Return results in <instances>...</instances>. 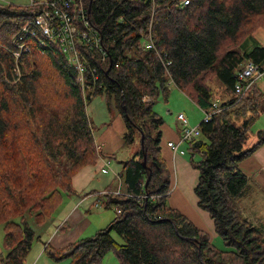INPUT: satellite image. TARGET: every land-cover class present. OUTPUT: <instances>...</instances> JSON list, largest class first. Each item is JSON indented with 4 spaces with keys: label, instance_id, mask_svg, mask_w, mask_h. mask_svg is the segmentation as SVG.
Listing matches in <instances>:
<instances>
[{
    "label": "trees",
    "instance_id": "trees-1",
    "mask_svg": "<svg viewBox=\"0 0 264 264\" xmlns=\"http://www.w3.org/2000/svg\"><path fill=\"white\" fill-rule=\"evenodd\" d=\"M182 1L87 0L89 18L102 32L108 53L102 61L98 52L83 50L89 62L85 77L91 85L87 100L78 72L59 43L41 46L29 40L31 51L16 61L12 40L22 22L40 14V7L0 2L4 264H24L31 251L36 236L27 214L39 211V223L51 216L74 191L73 177L99 159L101 149L87 107L104 94L110 108L125 118V141L133 143L137 133L144 134V144L120 172L124 193L107 189L101 198L106 208L119 206L122 213L91 236L63 248L48 244L47 253L55 260L69 259L70 264H101L110 252L121 264H264V223H255L240 205L251 187L239 168L264 144V131L252 146L245 144L253 122L264 113V90L254 83L242 105L236 104L235 91L245 61L264 69V46L240 51L264 27V0H189L181 6ZM149 29L156 49L145 47ZM95 66L99 80L91 71ZM18 67L21 77L15 83ZM170 78L201 109L211 110L215 99L227 106L209 121L202 120L201 136L186 143L190 163L199 172L194 188L197 204L213 219L225 249L167 203L173 170L162 150L165 120L155 111L154 100L160 95L168 98ZM215 78L224 83L221 94L209 84ZM235 117L243 118L241 125L233 122ZM145 194L160 197L151 201Z\"/></svg>",
    "mask_w": 264,
    "mask_h": 264
},
{
    "label": "crops",
    "instance_id": "crops-1",
    "mask_svg": "<svg viewBox=\"0 0 264 264\" xmlns=\"http://www.w3.org/2000/svg\"><path fill=\"white\" fill-rule=\"evenodd\" d=\"M261 29L263 28H259V31ZM259 35H262V33H259ZM246 62L247 61H245L244 64ZM256 82L261 87L264 86L263 77L257 79L254 83ZM179 92H182V91L180 90ZM182 94L185 95L183 92ZM180 96L181 94H179V97ZM200 120L195 124H200L202 121ZM181 128L182 126L178 119H176L175 127L170 126L167 123L161 126L162 150L165 153V155L169 158V163L173 170V182H175L176 180V185L178 188H179V183H180L179 173H176L175 171V176H174V164L183 165L187 163V160L183 157L185 155H180V154L175 155L171 151V149L167 146V142L172 141V140H175V141L179 140L181 136ZM102 137L103 135L100 136L99 138H96L95 136L96 142L99 145V148L101 149V153H102V154L100 153L99 155L100 157L97 160V162L95 164L85 166L73 177V187L75 191L77 192L75 194H73L74 192H72L71 194L65 195V198L62 204L58 208L60 209V212L58 215H55V216L53 215L51 217L49 216L42 223H38V224L34 223L33 227H34L36 239L33 242L31 251L29 252L24 264H70L69 259H63V260L53 259L46 251L47 245L49 244L52 247L57 248V249L63 248L75 242L79 238L84 237L86 234L88 235L92 231L94 232L97 229L105 227L107 222L109 224L110 223L109 221H112L116 217V210H115V216L110 217L108 216V214H105L103 212H98L97 214H95L98 217V220L94 221L91 219V213L94 208L111 209V208H106L103 205L102 199H101L102 196H100L98 192H101L104 189H111L112 191H114L118 187V186L113 187L111 185V182H112L111 179L106 181L103 184V187H99V188L94 187L95 184H93V182L95 181L96 175L98 173L100 174V172L102 173L101 168L103 166V162H102L101 157H104L109 154H113L112 151L110 150L113 149L112 146L115 148L114 142L112 145H110L108 144L107 140L103 141ZM102 145H103V149L101 148ZM182 146L186 148L185 143H183ZM188 161L190 163V160ZM239 168L248 176L251 191L253 189V185H256L257 188L260 190L254 196L251 193V195L249 194L250 195L249 197L247 196L243 198V199L248 198L250 201H252V203L249 202L250 204H246L247 208L248 207H250L251 209L257 208V211L252 209L253 213L252 212L250 213L246 212V213L248 214L251 220L255 221V223L257 224L264 223V212L262 210H258L260 209V207L257 205L258 203L264 204V144L261 145L250 157L241 161L239 164ZM112 169L118 174H120L121 172V170L119 169H114L113 163H112ZM196 173H197V176H196L197 179L192 183L194 184V188L198 182V176H199V172L197 170H196ZM177 175H178V183H177ZM114 177L115 176H113L112 179H114ZM97 180L99 181V178H97ZM177 187H176V190H177ZM176 190H172L171 195L169 194L170 195L169 197H172V204L170 206L177 207L180 210H182L190 219L194 221V223H196V225H198L202 229L204 228L207 231V233L210 235L213 241V237L215 235L219 236L215 230L213 219H211L209 214H205V215H208V217L211 219L212 222L207 219H204L205 221L203 223H200L197 220H195L199 218L198 216L205 217L200 212L202 209L197 204L198 199L196 200V204H197V207L201 209L200 211H198L195 207L189 206L188 204H187L188 206L179 205L176 203V199L174 198L175 194L177 193ZM180 194L182 195L183 193L180 192ZM97 203L102 204V206H97ZM189 210L191 212H194L197 218L194 217L195 218L194 219L193 217H191L188 213ZM202 211L207 213L204 210ZM6 254H7V249L5 248L3 244V230H2V227H0V264H4V257L6 256ZM101 264H121V263L116 256L112 255V253L110 254L108 253L104 257L103 262Z\"/></svg>",
    "mask_w": 264,
    "mask_h": 264
},
{
    "label": "built area",
    "instance_id": "built-area-1",
    "mask_svg": "<svg viewBox=\"0 0 264 264\" xmlns=\"http://www.w3.org/2000/svg\"><path fill=\"white\" fill-rule=\"evenodd\" d=\"M189 3V0H183L180 5L184 6ZM29 5H37L40 7V14L33 20H28L21 23V28L18 34L12 40L14 46L13 54L16 61L23 52L31 51L29 40L39 42L41 46H46L49 42L59 43L62 50L66 53L68 61L71 66L78 72L79 82L82 86L85 100L88 98V91L91 85L86 81L85 72L89 64L88 58L83 50L96 51L102 61H106L108 53L103 46V35L99 28L92 24L89 18V8L87 0H30ZM149 36L145 41L147 49H156L154 38L149 29ZM170 62H164L165 66ZM98 68L92 67L91 71L94 80H99ZM17 79L21 77L19 67L17 68ZM264 76V69L254 61H247L242 70L239 72V79L235 84V91L238 94L236 100L237 105H242V98L247 90L254 84V82ZM174 84L172 78L169 79L168 85ZM90 97L93 94L89 95ZM146 100L151 98L146 97ZM225 107H222L221 100L215 99L213 101L212 109H203L205 117L204 121L212 119L214 114L220 112ZM177 119L181 123L182 132L179 140H172L167 142V146L175 155H186L187 150L182 146L183 143L192 141L201 136V128L199 124L193 126L189 124V120L185 113L180 112ZM103 166L102 173H109L112 171V158L107 156L101 157ZM118 178L120 174L112 171ZM120 183L113 192L123 194L122 179L118 178ZM109 190L104 189L98 192L100 196H104ZM143 197L151 201L157 200L159 194H145ZM103 203V202H102ZM104 205V204H103ZM97 206H102L98 204ZM116 214H121L122 210L119 206L115 207Z\"/></svg>",
    "mask_w": 264,
    "mask_h": 264
},
{
    "label": "rangeland",
    "instance_id": "rangeland-1",
    "mask_svg": "<svg viewBox=\"0 0 264 264\" xmlns=\"http://www.w3.org/2000/svg\"><path fill=\"white\" fill-rule=\"evenodd\" d=\"M0 2L13 3L15 5H26V4L30 3V0H0ZM261 28L264 29V27H261ZM263 29H261L260 31L258 29L256 31V33H254L251 37H249L246 40V42L240 48V51L242 53L247 51V50L253 49V47H255L256 45L264 46V30ZM257 32H258V34H257ZM259 33H262V35H259ZM11 79H13V78H11ZM12 81L16 83L18 81L17 77L14 78V80H12ZM209 84L213 88L217 89L220 92V94L224 90V83L221 80H219L218 78H215V79L209 81ZM169 87L171 88V93L169 94L167 99H165L163 95H160V97L158 96L155 98V100H154L155 111L158 112L163 117V119L165 120V123L169 124L170 126H174V127L176 126V119H177L178 114L181 111L183 113H185V115L187 116L190 125L194 124V126H197L198 124H195V123H197L200 119L202 120L205 117V114H204L203 110L201 109V107L192 98H190L188 95H186L184 92L183 93L186 96L183 95L182 92H179L180 89L175 84H171V85H169ZM262 88L264 89V86ZM179 94H181L180 97H179ZM87 111H88L90 120L92 122V125L94 128V134H95L96 138H99L100 136L103 135V137H102L103 141L107 140L108 144H110V145H112L114 142L115 148L112 146L113 149L110 150L114 154V156L112 157L113 158V160H112L113 167H114V169H119L122 171L123 170V164L127 160L131 159L135 155L136 151L139 149L140 144H141V137H142L141 134L140 133L136 134V139L133 143H127L125 141V133L127 130L125 118L122 116L121 112L117 108H115V107L110 108V106L107 103V98H106L105 94L104 95H98V96L94 97L93 99H91L89 104H88ZM233 122L239 126L242 124L243 118L242 117H235L233 119ZM263 127H264V113L261 112L258 115V118L256 119V121L253 122L251 129L247 134V141L245 143L247 147L252 146L256 141L259 140V134L258 133L260 131H264ZM123 131H125V132H123ZM143 137H144V134H143ZM101 148L103 149V145L101 146ZM183 157L187 160V163H185L183 165L182 164H180V165L174 164V176H175V171H176V173H179V180H180L179 188L176 185V180H175V182H173V190H176V187H177V190H176L177 193L175 194L174 198L176 199L177 204L186 205V206L189 205L191 207H195L198 211H200L201 209H199V207H197V204H196L197 198H196V194L194 192V184H192L197 179L196 178L197 173H196V170L192 168L191 164L188 161L189 160L188 154L183 156ZM112 171H113V169H112ZM113 176H115V174L113 172H110L108 174L107 173H101V172H100V174L98 173L95 177V181L93 182V184H95L94 187H98V188L103 187V184L110 179L112 180L111 185L113 187L118 186L120 183V180L118 181V179L116 177H114V179H112ZM97 178H99V181L97 180ZM177 183H178V175H177ZM123 188H124V184L122 182V190H123ZM258 191H260V190L257 188V186L253 185V189L250 192V195L252 193V195L254 196L255 194L258 193ZM73 192H74L73 194H75L77 191H75V189H74ZM180 192H182L183 194L181 195ZM71 193L72 192H70L69 194H71ZM249 202L252 203V201H250L248 198L247 199H241L240 205L244 209V211L247 213H250V212L253 213L252 209L257 211V208L251 209L250 207H248V208L246 207V204H250ZM167 203L169 205L172 204V197H169L167 199ZM257 205L260 207V209H258V210H262L264 212V204L258 203ZM59 212H60V209H56L51 214V216L58 215ZM98 212H103L105 214H108V216H110V217L115 216V208L114 207L111 209H105V208L96 209V208H94L92 210V213H91V219L92 220H94V221L98 220V217L95 215ZM200 212L205 217L198 216L199 218L195 219L194 217L197 218V216L194 214V212H191L190 210L188 211L189 215L200 223H203L205 221L204 219L211 221V219L208 217V215H205L208 213H205L202 210ZM38 213H39V211L27 214V219H28V221L32 227L34 226V223L35 224L39 223L37 221V214ZM40 223H42V222H40ZM107 224H108V222H107ZM33 229H34V227H33ZM95 231L94 232L92 231L88 235L86 234L84 237L91 236L92 234L95 233ZM113 236L119 242H121V243L124 242V238L121 235H119L118 233H114ZM213 243L221 249L227 248V246L225 245V243L223 242V240L220 236L215 235L213 237ZM110 253H112V252H110ZM112 255L116 256L114 253H112Z\"/></svg>",
    "mask_w": 264,
    "mask_h": 264
},
{
    "label": "water",
    "instance_id": "water-1",
    "mask_svg": "<svg viewBox=\"0 0 264 264\" xmlns=\"http://www.w3.org/2000/svg\"><path fill=\"white\" fill-rule=\"evenodd\" d=\"M111 64H112V59H111ZM141 143H142V145L144 144V137H143V134H142V137H141ZM146 158L144 159V164L146 165ZM150 171H151V169H150ZM150 178V177H149ZM149 178L147 179V181H146V183H145V187H147L148 186V182H149Z\"/></svg>",
    "mask_w": 264,
    "mask_h": 264
}]
</instances>
